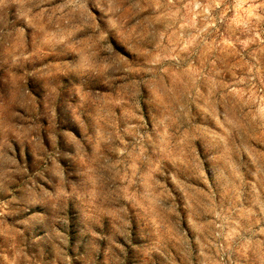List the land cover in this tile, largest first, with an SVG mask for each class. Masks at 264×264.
I'll list each match as a JSON object with an SVG mask.
<instances>
[{
    "label": "rangeland",
    "instance_id": "1",
    "mask_svg": "<svg viewBox=\"0 0 264 264\" xmlns=\"http://www.w3.org/2000/svg\"><path fill=\"white\" fill-rule=\"evenodd\" d=\"M0 264H264V0H0Z\"/></svg>",
    "mask_w": 264,
    "mask_h": 264
}]
</instances>
